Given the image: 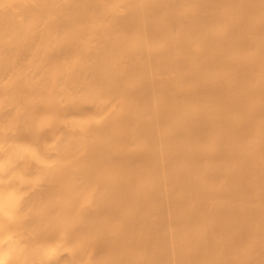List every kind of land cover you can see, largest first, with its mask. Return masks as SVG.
Instances as JSON below:
<instances>
[{"label":"bare ground","instance_id":"bare-ground-1","mask_svg":"<svg viewBox=\"0 0 264 264\" xmlns=\"http://www.w3.org/2000/svg\"><path fill=\"white\" fill-rule=\"evenodd\" d=\"M0 264H264V0H0Z\"/></svg>","mask_w":264,"mask_h":264}]
</instances>
